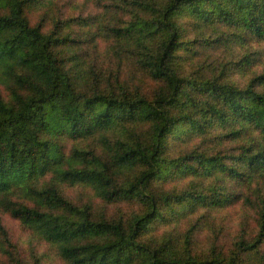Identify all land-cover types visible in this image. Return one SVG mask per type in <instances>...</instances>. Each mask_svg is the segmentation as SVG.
Returning a JSON list of instances; mask_svg holds the SVG:
<instances>
[{"label":"trees","instance_id":"16d2710c","mask_svg":"<svg viewBox=\"0 0 264 264\" xmlns=\"http://www.w3.org/2000/svg\"><path fill=\"white\" fill-rule=\"evenodd\" d=\"M123 1L132 16L110 28L112 51L145 72L156 84L151 90L119 76L104 82L94 70L88 78L85 58L72 48L81 39L60 20L46 29L30 18L52 1L0 0V88L8 96L0 91V208L70 264H264L256 257L264 198L257 234L229 253L217 246L195 253L194 226L181 248L170 238H145L161 222L249 200L217 185L225 177L236 190L264 181V69L255 71L264 58L252 51L264 43V0ZM205 26H224L234 38L211 39ZM233 41L245 45L233 64L255 74L245 86L198 64V49ZM69 140L88 145L69 151ZM208 179L215 183L202 186ZM63 184L91 199L137 202L142 211L96 216ZM5 241L11 264H25Z\"/></svg>","mask_w":264,"mask_h":264},{"label":"rangeland","instance_id":"374dc122","mask_svg":"<svg viewBox=\"0 0 264 264\" xmlns=\"http://www.w3.org/2000/svg\"><path fill=\"white\" fill-rule=\"evenodd\" d=\"M49 1H52V4L35 8L30 12L32 22L41 21L46 29L53 27L57 20L64 22L62 23L64 30L81 39V42L72 44L74 46L72 48L85 58L84 66L87 69L88 78L92 77L91 72L94 70L104 82L110 76H119L123 81L132 85H140L144 90L153 89L156 85L155 82L140 70L131 59H122V56H118L112 51L114 41L110 28L114 25H121L122 21L130 19L132 16L123 0ZM205 27H207L205 33L211 35V39L219 35L224 39L234 38V36H229V34H233V30L224 26ZM244 47L242 42L233 41L230 45H215L213 48L198 49L197 57L200 60L198 64H201L202 67L201 72L220 76L224 80L245 86L255 74L242 72L233 64ZM252 51L260 52L264 58V43L257 44ZM195 69L194 65H187L186 71L191 72ZM263 69L264 63L262 62L255 68V71L259 74ZM82 85H86L89 89L91 81L86 80V83ZM2 90L0 88V91ZM2 93L8 97L6 91H2ZM80 145L86 146L88 144L74 140L66 142L69 151ZM95 150L101 152L99 147ZM185 182L179 181L177 185L182 186ZM211 183L215 182L208 179L201 182V185L206 186ZM217 185H229L233 192H239L241 196L248 197L249 200L243 199L234 208L224 210L200 208L194 215H187L175 221L173 219L170 222H161L145 238L151 237L158 240L170 238L178 248H181L184 246L185 234L189 228L194 226L191 241L194 252L198 254L208 252L207 250L213 246L229 253L236 248V243L241 238L252 239L258 232V212L260 201L264 198V181L250 187L244 186V188H241L243 184L238 183L236 190L233 183L225 177L217 182ZM61 188L63 193L75 203H91L93 213L96 216L104 214L108 218L121 216L129 218L134 213L142 211V205L137 202L109 203L95 198L91 199L90 192L82 190L78 186L63 184ZM6 235L15 244L16 250H18V254L23 258L25 264H33L32 255L35 254L41 259V264H70L58 254L53 246L42 240L21 220L13 217L2 208H0V264H11L3 249L4 246L9 248L8 242L5 241ZM258 251L256 257L264 256V244L260 246Z\"/></svg>","mask_w":264,"mask_h":264}]
</instances>
